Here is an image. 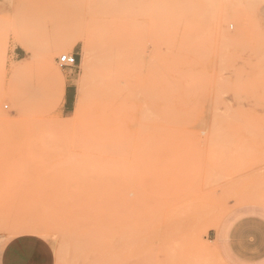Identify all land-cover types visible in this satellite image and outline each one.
I'll return each mask as SVG.
<instances>
[{
    "label": "rangeland",
    "instance_id": "obj_1",
    "mask_svg": "<svg viewBox=\"0 0 264 264\" xmlns=\"http://www.w3.org/2000/svg\"><path fill=\"white\" fill-rule=\"evenodd\" d=\"M105 58L112 141L90 126ZM244 216L264 218V0H0V264H236Z\"/></svg>",
    "mask_w": 264,
    "mask_h": 264
},
{
    "label": "crops",
    "instance_id": "obj_2",
    "mask_svg": "<svg viewBox=\"0 0 264 264\" xmlns=\"http://www.w3.org/2000/svg\"><path fill=\"white\" fill-rule=\"evenodd\" d=\"M69 87L66 101H71ZM222 240L236 264H264V218L244 216L237 219L227 226Z\"/></svg>",
    "mask_w": 264,
    "mask_h": 264
},
{
    "label": "bare ground",
    "instance_id": "obj_3",
    "mask_svg": "<svg viewBox=\"0 0 264 264\" xmlns=\"http://www.w3.org/2000/svg\"><path fill=\"white\" fill-rule=\"evenodd\" d=\"M98 42H100V41H98ZM95 44H96V42H95ZM103 44H104V46L106 45L105 43H103ZM111 50H110V52H111ZM106 54H107V51H106ZM92 56H94V55H92ZM94 58H95V56H94ZM92 60L93 59L90 60L91 63H92ZM97 68H98V75L97 76L99 77L100 81H99V84H97L96 87L93 89V91H90V93L92 92L91 100L89 103L90 104L89 105V113H90L91 131L95 136H97V138L100 137L101 139H103L105 141H112V140H116L118 138L123 137L127 133V131H126V128L124 127L125 125H123L120 122L119 117H117V115L113 111H112L113 112L112 113L109 110V108L106 106V103H105V101H106L105 100V96H106L105 87H106V79H107V73H108L107 72L108 71V60L106 58L103 60H100V62H98ZM120 69L118 68V70H120ZM111 73H112V71H111ZM111 100H113V99H111ZM82 105H83V103H82ZM82 112H83V108L81 107V105H79L77 110H76V115L80 116L82 114ZM129 129L131 130V128H129ZM107 143H109V142H107Z\"/></svg>",
    "mask_w": 264,
    "mask_h": 264
},
{
    "label": "built area",
    "instance_id": "obj_4",
    "mask_svg": "<svg viewBox=\"0 0 264 264\" xmlns=\"http://www.w3.org/2000/svg\"><path fill=\"white\" fill-rule=\"evenodd\" d=\"M78 63V57L73 54H64L61 55L58 59V64L60 68H73Z\"/></svg>",
    "mask_w": 264,
    "mask_h": 264
}]
</instances>
